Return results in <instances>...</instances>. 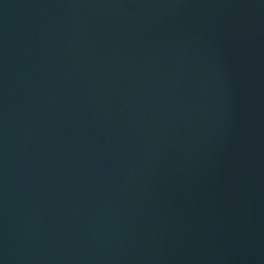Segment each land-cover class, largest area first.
<instances>
[{
    "label": "water",
    "instance_id": "1",
    "mask_svg": "<svg viewBox=\"0 0 264 264\" xmlns=\"http://www.w3.org/2000/svg\"><path fill=\"white\" fill-rule=\"evenodd\" d=\"M0 264H264V0H0Z\"/></svg>",
    "mask_w": 264,
    "mask_h": 264
}]
</instances>
